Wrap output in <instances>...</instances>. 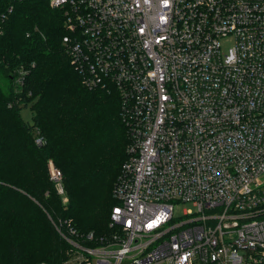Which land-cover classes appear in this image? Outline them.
I'll return each mask as SVG.
<instances>
[{
    "label": "built area",
    "instance_id": "1",
    "mask_svg": "<svg viewBox=\"0 0 264 264\" xmlns=\"http://www.w3.org/2000/svg\"><path fill=\"white\" fill-rule=\"evenodd\" d=\"M17 1L0 0V21ZM47 1L131 138L114 231L95 246L61 234L75 248L62 264H264V0ZM50 180L67 203L53 163Z\"/></svg>",
    "mask_w": 264,
    "mask_h": 264
},
{
    "label": "trees",
    "instance_id": "2",
    "mask_svg": "<svg viewBox=\"0 0 264 264\" xmlns=\"http://www.w3.org/2000/svg\"><path fill=\"white\" fill-rule=\"evenodd\" d=\"M67 34L64 13L47 0L17 1L0 21V264H62L75 248L61 234L95 246L114 231L129 129L118 93L83 83ZM18 71L26 72L19 80ZM50 163L63 174L67 203Z\"/></svg>",
    "mask_w": 264,
    "mask_h": 264
},
{
    "label": "rangeland",
    "instance_id": "3",
    "mask_svg": "<svg viewBox=\"0 0 264 264\" xmlns=\"http://www.w3.org/2000/svg\"><path fill=\"white\" fill-rule=\"evenodd\" d=\"M229 47L228 44L224 45V50H226L227 48ZM22 117L25 121H28V122H31V119H32V114H31V111L29 110V108L27 109H23L22 112ZM54 164V163H53ZM55 165V164H54ZM189 209H193L195 210L192 205L190 204H183V205H180L178 206L176 209H175V213L179 216H183V212L184 210H189ZM207 214H209V212H207Z\"/></svg>",
    "mask_w": 264,
    "mask_h": 264
}]
</instances>
